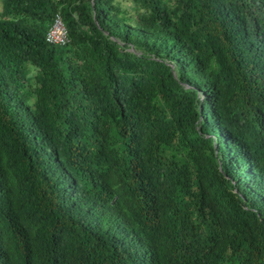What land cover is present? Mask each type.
I'll use <instances>...</instances> for the list:
<instances>
[{
    "label": "trees",
    "instance_id": "1",
    "mask_svg": "<svg viewBox=\"0 0 264 264\" xmlns=\"http://www.w3.org/2000/svg\"><path fill=\"white\" fill-rule=\"evenodd\" d=\"M93 231L264 264V0H0V250L86 264Z\"/></svg>",
    "mask_w": 264,
    "mask_h": 264
},
{
    "label": "clouds",
    "instance_id": "2",
    "mask_svg": "<svg viewBox=\"0 0 264 264\" xmlns=\"http://www.w3.org/2000/svg\"><path fill=\"white\" fill-rule=\"evenodd\" d=\"M46 40V36H45ZM57 44H64V43H57ZM115 199V198H114ZM113 201V200H112ZM110 224L114 225L115 227L122 228L119 222L113 221L110 219ZM112 231V230H111ZM110 231L112 237L113 233ZM103 232H97L93 231L89 234L87 237L88 244L85 245L86 248L89 250L90 257L87 258L86 264H144L143 259L139 255L138 246L133 245V240L129 237V241H126L123 246V248H120L119 250L115 252H105L100 251L96 252L95 248L99 245V235ZM19 242L22 243V239L19 240ZM0 264H17L15 258H13V255L8 253H3L0 250Z\"/></svg>",
    "mask_w": 264,
    "mask_h": 264
},
{
    "label": "built area",
    "instance_id": "3",
    "mask_svg": "<svg viewBox=\"0 0 264 264\" xmlns=\"http://www.w3.org/2000/svg\"><path fill=\"white\" fill-rule=\"evenodd\" d=\"M66 37L67 34L63 22L57 17L46 35V41L50 43H65Z\"/></svg>",
    "mask_w": 264,
    "mask_h": 264
},
{
    "label": "rangeland",
    "instance_id": "4",
    "mask_svg": "<svg viewBox=\"0 0 264 264\" xmlns=\"http://www.w3.org/2000/svg\"><path fill=\"white\" fill-rule=\"evenodd\" d=\"M129 3H130V2H128V1H124V4H125V5H128Z\"/></svg>",
    "mask_w": 264,
    "mask_h": 264
}]
</instances>
